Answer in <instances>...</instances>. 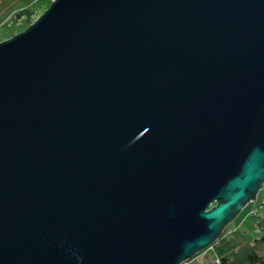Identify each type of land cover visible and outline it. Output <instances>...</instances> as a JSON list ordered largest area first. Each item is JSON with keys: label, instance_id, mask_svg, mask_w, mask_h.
I'll return each mask as SVG.
<instances>
[{"label": "water", "instance_id": "1", "mask_svg": "<svg viewBox=\"0 0 264 264\" xmlns=\"http://www.w3.org/2000/svg\"><path fill=\"white\" fill-rule=\"evenodd\" d=\"M263 183L264 0H54L0 42V264H182Z\"/></svg>", "mask_w": 264, "mask_h": 264}, {"label": "trees", "instance_id": "2", "mask_svg": "<svg viewBox=\"0 0 264 264\" xmlns=\"http://www.w3.org/2000/svg\"><path fill=\"white\" fill-rule=\"evenodd\" d=\"M53 1L0 0V42L25 30ZM257 224L264 230L262 216ZM213 247L218 264H264V235L248 242L243 232L236 228L229 234H220ZM186 263L193 264L190 260Z\"/></svg>", "mask_w": 264, "mask_h": 264}, {"label": "rangeland", "instance_id": "3", "mask_svg": "<svg viewBox=\"0 0 264 264\" xmlns=\"http://www.w3.org/2000/svg\"><path fill=\"white\" fill-rule=\"evenodd\" d=\"M250 211L252 212V216H250L249 214ZM259 213L260 215H258ZM260 216H262L264 220V186L260 187L254 200L245 204L239 210L237 215L224 226L222 233L229 234L236 228H238L243 232L245 241L250 242L253 239L259 238L264 235V230L259 228L257 224V222L260 220ZM214 243L215 241L211 245H209L203 252H198L194 257L187 260H190V262H192L193 264H212V262H216V255L213 247ZM182 264L187 263L185 261Z\"/></svg>", "mask_w": 264, "mask_h": 264}, {"label": "built area", "instance_id": "4", "mask_svg": "<svg viewBox=\"0 0 264 264\" xmlns=\"http://www.w3.org/2000/svg\"><path fill=\"white\" fill-rule=\"evenodd\" d=\"M262 186H264V183H263V185ZM261 205H262V203H261ZM261 208V207H260ZM212 264H218V261L216 260V262H212Z\"/></svg>", "mask_w": 264, "mask_h": 264}, {"label": "flooded vegetation", "instance_id": "5", "mask_svg": "<svg viewBox=\"0 0 264 264\" xmlns=\"http://www.w3.org/2000/svg\"><path fill=\"white\" fill-rule=\"evenodd\" d=\"M214 205V204H213Z\"/></svg>", "mask_w": 264, "mask_h": 264}]
</instances>
